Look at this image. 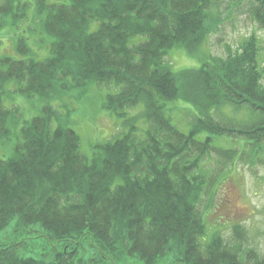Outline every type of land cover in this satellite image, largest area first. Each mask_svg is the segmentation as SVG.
<instances>
[{
	"label": "trees",
	"instance_id": "1",
	"mask_svg": "<svg viewBox=\"0 0 264 264\" xmlns=\"http://www.w3.org/2000/svg\"><path fill=\"white\" fill-rule=\"evenodd\" d=\"M36 2L49 56L35 58L25 37L16 45L20 58L0 54V138H10L20 114L5 105L10 84L45 101L94 83L115 87L104 106L124 131L90 161L73 128L54 126L60 113L52 104L22 127L14 155L0 159V264H264L244 244L242 225L228 240L200 209L211 195L205 158L216 153L233 163L244 155L218 139H242L264 162L257 36L226 58L203 55L217 28L215 0ZM29 8L24 0L0 3V30L28 18ZM249 11L264 28V0ZM178 48L200 67L174 69L167 58ZM179 100L198 112L188 131L169 115L168 104Z\"/></svg>",
	"mask_w": 264,
	"mask_h": 264
},
{
	"label": "rangeland",
	"instance_id": "2",
	"mask_svg": "<svg viewBox=\"0 0 264 264\" xmlns=\"http://www.w3.org/2000/svg\"><path fill=\"white\" fill-rule=\"evenodd\" d=\"M6 1L0 0V3ZM24 1L30 4L28 18L18 25H8L0 30V54L20 58L16 45L21 37H25L35 53V58L43 59L49 56L48 38L35 22L38 18L37 2ZM235 2L215 0L211 13L212 24L213 26L216 24L217 28L213 27V32L205 37L200 51L205 56L226 58L229 54L228 49L231 54L240 51L243 41L256 35L262 46L261 56L264 58V28L251 17L249 11L254 0H244L240 4ZM167 62L176 70L198 68L201 65L200 60L190 57L181 48L173 50ZM14 89L15 85L10 84L4 97L5 105L10 108L18 107L20 114L18 124L11 128L10 138H0V159H8L14 155L15 146L22 140V127L40 115L46 104H52L60 113L58 121H53L54 126L59 124L69 126L81 136L82 152L90 161L101 156L98 148L100 145L119 137L124 131L122 120L112 115L104 106L107 94L115 92V87L94 83L86 89H74L64 94L62 98L56 97L47 101L38 96L27 99L13 92ZM171 107L174 111H170L169 115L173 122L182 130L188 131L190 122L193 121L191 117L198 114L197 110L183 100L176 104H168V108ZM225 112L228 117H237L235 119L238 121L246 118L244 112L239 114H232L228 110ZM214 115L218 116L216 112ZM218 140L221 146L236 148L244 155L233 163L216 153L205 158L203 168L210 178L207 189L211 195L203 201L200 209L205 208L208 225L213 229L218 225L217 228L228 240H232L233 226L242 225L245 228L244 244L254 246L264 255V162L250 155L252 147L242 139L229 140V143L225 138ZM160 264H173V261L168 259L161 261Z\"/></svg>",
	"mask_w": 264,
	"mask_h": 264
}]
</instances>
